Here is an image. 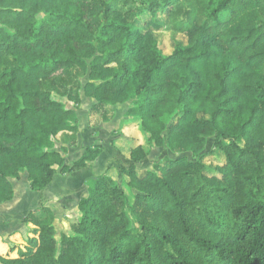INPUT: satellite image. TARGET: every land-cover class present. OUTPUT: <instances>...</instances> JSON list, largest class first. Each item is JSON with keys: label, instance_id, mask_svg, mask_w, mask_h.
I'll use <instances>...</instances> for the list:
<instances>
[{"label": "trees", "instance_id": "16d2710c", "mask_svg": "<svg viewBox=\"0 0 264 264\" xmlns=\"http://www.w3.org/2000/svg\"><path fill=\"white\" fill-rule=\"evenodd\" d=\"M160 14L187 38L170 55L136 26ZM82 93L97 113L132 101L149 141L177 156L140 177L147 155L132 148L130 202L93 178L70 233L58 239L42 206L23 220L38 239L0 264H264V0H0V204L23 174L43 192L87 167L64 157ZM212 138L225 162L208 176Z\"/></svg>", "mask_w": 264, "mask_h": 264}, {"label": "rangeland", "instance_id": "374dc122", "mask_svg": "<svg viewBox=\"0 0 264 264\" xmlns=\"http://www.w3.org/2000/svg\"><path fill=\"white\" fill-rule=\"evenodd\" d=\"M108 1V0H106ZM136 26L145 30H151L160 49L164 55H170L177 45H186L187 38L183 34H176L172 31L169 21L165 14H160L156 18L144 15ZM58 100L65 99L57 97ZM95 101L81 95V102L76 105L75 117L77 119L78 149L74 150L69 157L71 164H74L82 157H87V167L77 173L70 174V177H76L73 182L67 185L64 199L59 201L54 208L57 228V238L61 234L70 233L73 225L78 218V202L87 191V182L90 178H97L100 175L107 174L113 178L118 185L126 192L128 202L135 193L128 185L129 178L121 173V168L130 166V151L132 148L141 146L147 155V159L138 165V175L144 176L149 170H153L155 164L163 163L166 158H174L177 154L171 153L168 147H156L149 139L142 127V120L131 114L133 107L132 101L123 104L108 106L101 112H95L92 108ZM74 106V104H71ZM70 105V106H71ZM168 130L164 133L166 139ZM57 148L62 146L61 139L58 138ZM214 138L210 139L206 148L199 153L198 159L205 167V174L208 176L219 175L218 168L225 160L222 152L213 146ZM244 142H241L243 145ZM72 144L66 146L72 147ZM78 150V151H77ZM89 150V151H88ZM184 156L193 159V154L188 153ZM71 179V178H70ZM14 180H12V184ZM129 215L133 220L129 209ZM136 228V225L133 221Z\"/></svg>", "mask_w": 264, "mask_h": 264}, {"label": "crops", "instance_id": "0c3cea01", "mask_svg": "<svg viewBox=\"0 0 264 264\" xmlns=\"http://www.w3.org/2000/svg\"><path fill=\"white\" fill-rule=\"evenodd\" d=\"M75 146H67L68 152L64 155L67 165H72L69 157L78 149V146ZM74 178L76 177L62 175L59 172L43 192L33 191L25 174L19 180H14L13 199L0 204V257L17 259L20 251L25 252L29 248L30 240L38 239L34 232L36 227L31 223H24L23 220L31 211L42 206L51 209L55 214V206L64 199L67 185L70 183L71 186ZM91 179L93 178L89 180ZM84 196L85 193L82 197ZM55 216L57 218V214Z\"/></svg>", "mask_w": 264, "mask_h": 264}]
</instances>
